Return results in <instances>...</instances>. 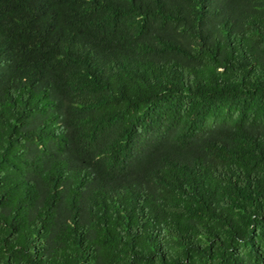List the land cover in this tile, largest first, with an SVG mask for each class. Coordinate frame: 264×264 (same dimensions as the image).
<instances>
[{"label": "trees", "instance_id": "16d2710c", "mask_svg": "<svg viewBox=\"0 0 264 264\" xmlns=\"http://www.w3.org/2000/svg\"><path fill=\"white\" fill-rule=\"evenodd\" d=\"M0 264H264V0H0Z\"/></svg>", "mask_w": 264, "mask_h": 264}]
</instances>
